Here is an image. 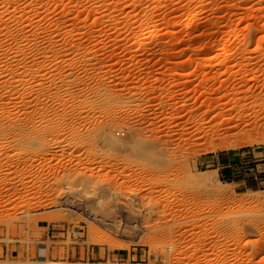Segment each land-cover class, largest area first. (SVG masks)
I'll return each mask as SVG.
<instances>
[{
	"label": "rangeland",
	"instance_id": "rangeland-1",
	"mask_svg": "<svg viewBox=\"0 0 264 264\" xmlns=\"http://www.w3.org/2000/svg\"><path fill=\"white\" fill-rule=\"evenodd\" d=\"M10 171L30 197L0 210L1 245L264 264V0H0V187ZM129 177L136 202L105 181Z\"/></svg>",
	"mask_w": 264,
	"mask_h": 264
},
{
	"label": "bare ground",
	"instance_id": "bare-ground-1",
	"mask_svg": "<svg viewBox=\"0 0 264 264\" xmlns=\"http://www.w3.org/2000/svg\"><path fill=\"white\" fill-rule=\"evenodd\" d=\"M198 19V15L196 14H190L186 17V19L184 20V23L188 26L193 25L194 23L197 22ZM225 55H228V51L226 50H221L217 56L216 59L223 57ZM248 55H251V53H248ZM214 61V60H211ZM209 65V64H208ZM210 111L214 110V108H209ZM116 143H118V140H116ZM18 157H20L17 154ZM113 168V167H110ZM13 172H6L5 176L2 180L3 183V187H0V210L1 209H6L9 205L16 203L18 200L21 201L22 203H27L29 201L30 197V189L27 187L28 184L26 183H21V185L23 186V190L21 191L18 188L17 185V179L12 177ZM105 181L108 184H112L114 186H112L113 189H115L116 191L118 190L119 193L122 194H128L131 195L132 197H134V201H137L138 195H137V191L142 190L140 188H138V180H133L132 178H128V180L124 181V182H119L118 179H114V180H109V178H106ZM133 186H135V188H133ZM217 196L222 199L224 198V195L221 193H218ZM2 210V211H3ZM132 215L136 218L137 216L140 215V211L136 210L134 207L133 209H130ZM12 216H10L9 219H11ZM4 221H6V223L10 222L8 221V219H4ZM143 226L147 229H155L156 231H158L159 226L158 223L156 225H153V218L151 217V215H145L143 218ZM153 232H155L153 230ZM99 232L95 233V237H98ZM69 240H71V238H69ZM149 238L145 237L144 242H148ZM117 250V249H115ZM154 251H159L160 247H156L155 249H153ZM47 264H61L60 262H58L57 260H49Z\"/></svg>",
	"mask_w": 264,
	"mask_h": 264
},
{
	"label": "crops",
	"instance_id": "crops-1",
	"mask_svg": "<svg viewBox=\"0 0 264 264\" xmlns=\"http://www.w3.org/2000/svg\"><path fill=\"white\" fill-rule=\"evenodd\" d=\"M237 162L233 163L229 161V165L226 168L237 167ZM218 179L224 177L222 174H216ZM38 247V248H37ZM1 250H3V254H1ZM21 255H23V259H21ZM28 260H36L40 264H47L48 260H51L49 256L47 247L36 246L35 249L26 248L22 245H1L0 244V264H26ZM94 262L91 264H124L121 263L122 256L116 254H109L106 256L105 260L102 261L101 254H94L92 259ZM126 260V259H124ZM84 264V263H83Z\"/></svg>",
	"mask_w": 264,
	"mask_h": 264
}]
</instances>
